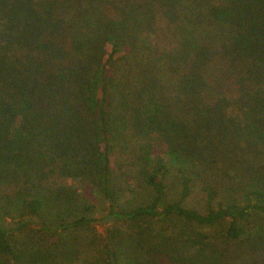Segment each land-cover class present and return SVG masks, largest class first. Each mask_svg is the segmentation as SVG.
Listing matches in <instances>:
<instances>
[{"label": "trees", "instance_id": "trees-1", "mask_svg": "<svg viewBox=\"0 0 264 264\" xmlns=\"http://www.w3.org/2000/svg\"><path fill=\"white\" fill-rule=\"evenodd\" d=\"M125 158L153 193L132 208ZM97 196L113 226L97 264L257 263L264 0H0V264L69 262Z\"/></svg>", "mask_w": 264, "mask_h": 264}, {"label": "rangeland", "instance_id": "rangeland-1", "mask_svg": "<svg viewBox=\"0 0 264 264\" xmlns=\"http://www.w3.org/2000/svg\"><path fill=\"white\" fill-rule=\"evenodd\" d=\"M122 169L117 171V187L120 192L118 197L119 207L120 208H132L141 204H145L152 200L153 193L152 191L143 185L141 182L135 181L130 182L126 174L132 171V174L139 178L137 174L136 161L134 159L125 158L120 164ZM139 166V164H137ZM137 175V176H136ZM70 183V181H69ZM68 184V183H67ZM168 185V196L170 201H175L180 196V182L177 175L172 174L166 181ZM202 203V204H201ZM97 211L96 218L98 222L94 224L91 230H80L78 232L79 236L75 240H67L68 247L67 251H71V258L68 261L65 260V255L62 253V257L59 258V264H97L99 262L100 256V239L102 237L109 236L111 230L113 229L112 222L107 220L109 204L101 197L97 196ZM186 206L201 208L203 206V197L199 192H195L194 195L186 202ZM8 223H12V220L9 218ZM261 223V222H259ZM37 228V227H36ZM35 228V229H36ZM38 229V228H37ZM23 242L32 241L36 246H42L45 244L44 239L37 233L31 232L29 236L21 239ZM120 241V240H119ZM45 246V245H44ZM256 247H253L255 250ZM66 250L64 251V253ZM256 254L252 252L247 254L252 263L257 261L256 264H264V258H261L263 255ZM146 254L151 256H157L160 252L156 250H149ZM241 264L246 262V257L243 260H237Z\"/></svg>", "mask_w": 264, "mask_h": 264}]
</instances>
